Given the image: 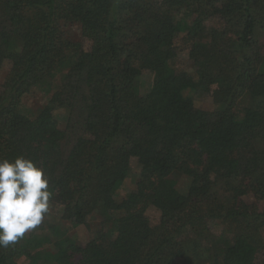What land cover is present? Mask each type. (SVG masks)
I'll return each mask as SVG.
<instances>
[{"label": "trees", "instance_id": "1", "mask_svg": "<svg viewBox=\"0 0 264 264\" xmlns=\"http://www.w3.org/2000/svg\"><path fill=\"white\" fill-rule=\"evenodd\" d=\"M262 37L264 0H0V160L59 217L0 264H264Z\"/></svg>", "mask_w": 264, "mask_h": 264}, {"label": "clouds", "instance_id": "2", "mask_svg": "<svg viewBox=\"0 0 264 264\" xmlns=\"http://www.w3.org/2000/svg\"><path fill=\"white\" fill-rule=\"evenodd\" d=\"M51 195L47 176L32 160H0V246L14 244L40 225Z\"/></svg>", "mask_w": 264, "mask_h": 264}, {"label": "rangeland", "instance_id": "3", "mask_svg": "<svg viewBox=\"0 0 264 264\" xmlns=\"http://www.w3.org/2000/svg\"><path fill=\"white\" fill-rule=\"evenodd\" d=\"M73 33L76 37H80V34L78 32V29H74L73 30ZM79 39V38H78ZM262 45L264 46V37H262ZM176 49H177V58L176 60L174 61V66L178 69V70H187L190 68V60H189V49H188V46L185 44V42L183 41V36H180L179 38H177L176 40ZM10 64L9 63H6L4 64L3 66V70L0 74V85L4 82L7 74L9 73V70H10ZM151 82H152V78L150 75H146L144 76L143 78V85H144V91H147L149 90L150 86H151ZM38 100V98H37ZM34 100L32 99H29L27 100L25 106L27 107H31V103H33ZM35 102V101H34ZM211 102V99H207V100H197L196 104L198 107H203V106H208L209 103ZM62 127L65 126V121L62 122ZM134 173H137V174H134V176H132L125 184L124 186L122 187V190H121V196L122 195H125L127 193H129L131 190H133L135 188V185H136V182H137V178H138V173H139V169L136 171L134 170ZM175 179L177 180V186L178 188H183L185 187L186 185V180L184 178H180L178 176H175ZM154 212L151 213V215L153 217H156L154 216ZM47 220L46 222H59V217L56 215V214H48L46 215V217L42 220L41 224L38 225L36 228L34 229H31V230H28L27 232H31V231H34L36 230L38 227L42 226V224H44V221ZM94 219L91 220V223L92 225H94ZM69 234H71V236L78 241V243H86L88 242L93 234H92V231H90L88 229V227L86 226H80V227H77L75 230H72ZM19 264H32L31 261L27 260V259H21L19 261Z\"/></svg>", "mask_w": 264, "mask_h": 264}]
</instances>
